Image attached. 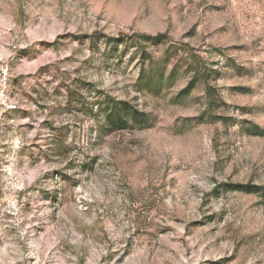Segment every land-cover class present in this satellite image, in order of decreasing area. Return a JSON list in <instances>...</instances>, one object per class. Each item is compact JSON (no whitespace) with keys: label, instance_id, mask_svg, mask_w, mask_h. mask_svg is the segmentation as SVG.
<instances>
[{"label":"rangeland","instance_id":"1","mask_svg":"<svg viewBox=\"0 0 264 264\" xmlns=\"http://www.w3.org/2000/svg\"><path fill=\"white\" fill-rule=\"evenodd\" d=\"M227 184L264 190V0H0V264H264Z\"/></svg>","mask_w":264,"mask_h":264},{"label":"trees","instance_id":"2","mask_svg":"<svg viewBox=\"0 0 264 264\" xmlns=\"http://www.w3.org/2000/svg\"><path fill=\"white\" fill-rule=\"evenodd\" d=\"M99 38H106V43H109V46H112L111 49L113 51H116L118 46L123 45L126 42L125 40H120L119 38L109 39L104 35L97 38L89 36L87 39L97 41ZM135 39H137L138 43H163L165 38L164 36L158 34L153 38L143 35ZM146 80H148V78H146ZM182 93L186 92L184 91ZM99 109L104 115L105 128L109 131L124 130L131 127H136L138 130H143L151 126V120L145 113L135 108L129 107V105L124 102H109L105 100L103 103L101 102ZM225 188L227 191L247 194L258 192L264 193V190L261 187L247 184H227L225 185Z\"/></svg>","mask_w":264,"mask_h":264}]
</instances>
